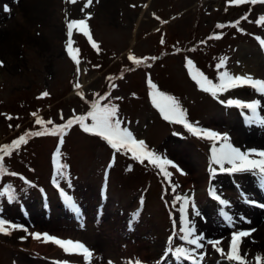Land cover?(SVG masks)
<instances>
[{"label": "rangeland", "instance_id": "1", "mask_svg": "<svg viewBox=\"0 0 264 264\" xmlns=\"http://www.w3.org/2000/svg\"><path fill=\"white\" fill-rule=\"evenodd\" d=\"M85 3L0 0V32L16 28L25 36L20 39L17 35L12 55L0 54V147L22 135L27 141L5 157L8 171L18 175L0 178V192L11 186L14 197L9 200L7 194L0 195V218L22 225L29 232L34 227L55 224L76 228L78 212L65 209L69 206L63 190L82 211L85 224L90 218L102 217L106 210L123 208L128 212L122 225L104 231L115 239L112 246L102 249L94 244L104 256L93 252L96 257L91 264H113L123 258L130 262L134 253L146 258L155 249L159 252L147 257V264H191L177 260L167 249L170 236L173 249L194 247L179 239V204L173 207L175 195H194L201 222H214L212 227L218 224L222 230L227 229L224 238L214 235L211 239L229 240L235 230L255 229L249 240L243 239L240 252L249 264H264V247L259 245L264 234H257L264 232V216L258 218L259 227H253L255 224L248 228L240 225L243 221L238 217L244 210L251 215L249 218L259 216L255 210L258 208L245 203V198L255 205L264 204V183L250 173L218 174L211 181L217 193L230 202V207L224 209L236 221L235 227H230L220 214L221 206L210 199L208 191L209 168L215 167L211 165V142L192 136L182 125L165 121L152 103L148 83L151 79L157 90L176 97L189 121L227 133L231 143L242 150L264 149L262 139L245 140L248 126L240 119V109L226 103L228 99L259 100L260 115L264 116V97L247 87L213 97L199 88L187 66L191 60L193 71L203 72L217 83L225 70L231 74L242 70L245 76H253L251 71L257 69V78L264 79V45L260 42L264 40V5H237L234 0H93L91 6L84 7ZM5 6L10 11H5ZM71 19H86L89 34L99 45L97 51L88 37L74 28L72 46L79 65L67 52V25ZM130 55L140 59L141 64H134ZM222 60L224 67L218 70ZM44 92L49 95L43 96ZM97 101L101 105L115 104L120 118L138 139L170 159L180 177H187V187L171 169L167 168L172 173L169 183L159 168L147 161L141 164L130 154L115 153L106 141L84 132L77 124L67 129L62 144L59 135H30L86 115ZM37 119L45 124H36ZM254 125L260 134L264 133V125ZM58 149L61 163L67 165L66 176H57ZM57 184L60 188L56 190ZM173 185H178L175 193ZM135 213L139 215L133 219ZM189 218L198 228L191 206ZM60 232L67 234L69 230L63 228ZM132 234H147L148 239L143 238L144 243L138 237L131 240ZM33 240L41 252L19 247L6 234H0V264H87L81 255L56 251L59 247L52 243ZM205 248L203 264H230L214 249L212 254L211 245L205 244ZM257 256L261 257L259 262Z\"/></svg>", "mask_w": 264, "mask_h": 264}, {"label": "snow or ice", "instance_id": "2", "mask_svg": "<svg viewBox=\"0 0 264 264\" xmlns=\"http://www.w3.org/2000/svg\"><path fill=\"white\" fill-rule=\"evenodd\" d=\"M71 3H76V0H70ZM93 0H86L84 7L91 6ZM237 5H242L245 3H250L255 5L257 3L264 5V0H234ZM5 11H10V9L5 6ZM90 15L88 19H90ZM246 19V18H245ZM264 20V18H262ZM238 23V22H237ZM218 28L224 27V25H217ZM78 28L84 35H86L92 44V47L99 51V45L92 40L89 34V26L86 19H71L67 25V37L68 45L67 52L71 58L76 62L77 65L80 64V60L77 59L75 51L73 49V29ZM257 39H260L259 37ZM264 45V40L260 41ZM129 59L136 65L141 64V60L135 55H130ZM154 59V58H153ZM3 66V61H0V67ZM188 70L191 74L192 79L196 82L199 88L210 93L213 97H218L221 93L243 87H249L256 93L264 95V79H254L251 75H235L231 74L229 71L225 70L219 74V82H214L209 79L203 72L193 71L192 61H187ZM224 67V61L222 60L217 69ZM79 72V68L77 69ZM150 87L152 88V103L162 114L165 121L171 123L182 125L184 129L187 130L192 136L207 140L211 142V165L210 166V186L209 193L211 197L218 202L221 206L220 214L224 220L228 223L230 227H235L236 221L228 211L224 209L230 207V202L223 199L220 194L217 193V189L211 184V181L220 173H226L229 175L241 174V173H251L253 176L259 177L261 183H264V149H245L242 150L240 147L234 146L230 137L227 133H221L216 130L209 128H204L198 125V122H191L188 119L186 111L182 108L180 101L171 95H167L162 91L157 90L155 84L152 83L151 79L148 80ZM77 88L80 87L79 84L76 85ZM49 93L44 92L43 96H48ZM120 99V98H117ZM222 104L225 103L224 100L220 101ZM228 106H235L241 110V114L244 115L245 121L249 124L259 123L264 125V116L260 115L261 102L259 100H252L250 102H245L241 99H228L226 101ZM247 110L249 114L245 113ZM11 119V117H8ZM63 119V115L61 114ZM91 121V123H86V121ZM49 124L52 121H48ZM36 124L44 125L45 121L42 119H37ZM74 124L79 125L82 130L86 133L94 134L97 137L102 138L104 141L110 145L111 149L115 153L123 152L125 155H131L132 159L143 164L145 161L151 165L159 168L163 173V176L171 183L172 173L167 170L168 165L176 167L170 159L163 158L158 155L154 150H151L145 140L138 139L133 131L130 130L128 126L125 125L124 120H122L118 114V107L115 104H104L101 105L99 101L92 103L91 110L87 112L86 115L75 116L74 118L68 119L62 126H56L52 129L45 128L42 131H35L30 133L32 136H43L46 134L59 135L60 143H63V136L67 129H70ZM27 143L25 136H20L19 139L14 140L11 144H5L0 147V178L4 175L17 176L16 172H9L4 163L5 157L11 156L13 150H19L22 144ZM114 159V157H113ZM112 165L109 164V167ZM67 165L61 163V157L59 149L56 153V172L57 176H66ZM183 174V173H182ZM57 186H59L57 184ZM178 185L172 186V191L175 193ZM65 201L75 212H80V208L73 200L71 196L61 190ZM7 194L8 199L12 200L13 193L11 191V186L5 189L4 192H0V195ZM243 195V194H242ZM142 203V201H141ZM245 203H253L245 198ZM179 204L180 213V234L179 239L185 241L188 245H192L191 249L188 247H171L173 237H169V247L167 249L168 253L175 256L177 260H188L191 264H203L204 257L207 255L205 244L211 245L214 251L220 254V256L230 264H249L245 256L241 255L240 245L243 242V238L251 236V233L255 229H238L231 233L230 239L228 241V251L221 245L223 244L222 239H208L204 234L197 233V228L195 222L189 218V206L195 216H201L199 209L195 204V198L188 195H175L173 201V207ZM256 206L264 207V204H256ZM139 213L133 215L135 219ZM240 220L250 223L245 217L241 216ZM176 220L173 219V235H176ZM22 230L27 232V228L22 225H16L15 223L9 222L3 218H0V234L10 235L12 230ZM34 239L42 240L45 243H52L60 247L65 253L81 255L87 264H91L93 258V252L90 250L83 242L74 241L71 239H63L48 233H29ZM27 237H22L21 239H26ZM204 251H199V250ZM261 259L260 256L256 257L257 262ZM67 264V262H64ZM136 264H140L139 261Z\"/></svg>", "mask_w": 264, "mask_h": 264}, {"label": "bare ground", "instance_id": "3", "mask_svg": "<svg viewBox=\"0 0 264 264\" xmlns=\"http://www.w3.org/2000/svg\"><path fill=\"white\" fill-rule=\"evenodd\" d=\"M216 1V0H213ZM106 2H108V0H106ZM4 32L2 34V31L0 32V54L1 55H12V47L13 45L16 44L17 42V35L18 37L24 38L25 36L22 34L23 31L19 30L17 31L16 28H11V29H5L3 28ZM21 33V34H20ZM16 40V41H15ZM37 42H42V41H38ZM261 55V59H263V54L260 53ZM264 61V59H263ZM260 65V64H259ZM245 71H239L236 72L237 74L235 75H245L244 73ZM251 73L253 74V78L254 79H258L257 78V69H253L251 71ZM244 101L246 102H250V99H245ZM260 130H258V128L253 124H249L248 125V131L245 133L244 138L245 140H247V138H257V139H262V142H264V133L260 134ZM134 133V132H133ZM134 135L138 138V136L134 133ZM168 170L171 169V171L178 177L179 181L181 183H184L185 186L187 187V177H180L178 170L175 167L167 166ZM252 174L250 173V176ZM222 180H220V184H222L223 182H221ZM225 184L222 186L224 187ZM249 187V186H248ZM226 188V187H224ZM67 211H69V208H66ZM256 211H258L260 214L259 216H253L252 218H249L251 215L249 214V212L244 211H240L238 214V217H245L246 219H248L250 221V223H246V222H242V224H240L241 226L244 225L245 227H250V225H255L253 227H259L258 225V218L260 217V215L264 216V211H260L258 209H255ZM81 212H78V218H77V227L76 228H69V224H55V225H51L50 227H34L32 228V231L29 232H25L22 230H12L10 235H7L9 238L12 239V242L15 245H20L19 247L23 246L25 247H29L32 250H38V251H42L40 246H35V242H34V238L29 235V233H48L54 236H57L59 238H63V239H71L74 237L76 240L83 242L90 250H92V252L98 253L100 255H103L102 251H99L100 249H97V247H95L96 245H98L100 248L102 246V249H107L110 246H112V241H114L115 239L110 237L108 232H104L107 229H113L115 227V225H122L126 220L128 215L126 213H128L127 211L123 210V208H118L116 211H111V210H106L102 217H93L89 219L88 224H85V218L81 219ZM88 214V213H87ZM100 216V215H98ZM107 218L104 219L103 218ZM74 218V216H73ZM201 216H197L196 218V223H197V233L200 234H204L208 239H211L214 235H221L222 238L225 237V235L227 234V229H221L218 227V224L214 225L212 227L211 224L208 221H202L201 222ZM203 219V218H202ZM221 227V226H220ZM262 230L264 229V223H262L261 225ZM66 228L69 230V232L67 234L65 233H61L60 230ZM137 232V231H136ZM259 236H262L264 234V232L262 231V233H257ZM2 235V234H1ZM137 234H132V238L131 240H134L136 237H138L139 239H141V243L143 242V238H147L146 235L141 234L139 236H136ZM252 235V234H251ZM22 237H27L26 239H21ZM251 236L243 238L245 240H249ZM148 239V238H147ZM230 239V238H229ZM74 240V241H76ZM228 239L223 240V244L221 245L222 247H225V251H228ZM96 244V245H94ZM94 245V246H93ZM259 245H261L262 247H264V241L263 239L259 242ZM93 246V247H92ZM98 247V248H99ZM154 248V247H153ZM61 248L59 247V250L56 248V251H60ZM211 253L213 254V248L211 246L210 249ZM159 250L155 249L153 250L150 254L151 255H147V257H151L153 255H155V253H158ZM163 255H161L159 258H161ZM93 257H96V255L94 254ZM147 257H141L138 254H133L132 258L129 259L130 262H127L126 259H121V260H115V262L113 264H136L137 261L139 262H143V264H147L148 263V259ZM160 264V263H159ZM163 264V263H162Z\"/></svg>", "mask_w": 264, "mask_h": 264}]
</instances>
